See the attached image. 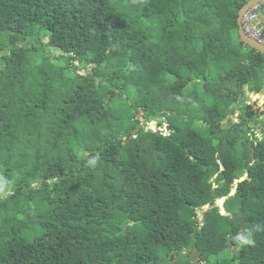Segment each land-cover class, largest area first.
<instances>
[{
	"label": "trees",
	"instance_id": "trees-1",
	"mask_svg": "<svg viewBox=\"0 0 264 264\" xmlns=\"http://www.w3.org/2000/svg\"><path fill=\"white\" fill-rule=\"evenodd\" d=\"M246 1L0 0V264H264Z\"/></svg>",
	"mask_w": 264,
	"mask_h": 264
},
{
	"label": "rangeland",
	"instance_id": "rangeland-1",
	"mask_svg": "<svg viewBox=\"0 0 264 264\" xmlns=\"http://www.w3.org/2000/svg\"><path fill=\"white\" fill-rule=\"evenodd\" d=\"M233 36H235L236 32L235 31H231ZM236 37V36H235ZM237 39V38H236ZM89 67H87V69H82V73H85V71H89ZM243 90L245 92V95L247 96L246 97V100H247V104L251 107V110L252 111V116H253V119H250V118H247V122H246V128H247V131H246V135H248L250 137V139H253L254 136H258L260 137L261 135H264L263 131H261V128H259V124L256 123V121H254V119H256L258 122H262V120H259V119H264V91L262 90L261 93H252L251 91L248 90V86L245 84L244 87H243ZM233 108V106H232ZM232 108H229L227 110H225L226 114L224 115V118H223V121L224 122H229V121H237V115L239 114L240 110L236 107L235 110H232ZM243 110V109H241ZM137 117L139 119H143L142 117V113L141 111H138L136 113ZM161 120L162 123L160 125H158V121ZM166 118L163 117V116H160V117H155L153 119H151L150 121L146 122L145 123V126L146 128H149L153 131H162L163 134H166L168 133V129L165 125H167L166 123ZM241 132V131H240ZM244 139V136L242 137ZM244 175H242V177L236 179V181H239L240 179L243 178ZM234 192V188L232 189V193ZM222 200L223 199H219L218 200V204L219 206L222 207ZM208 206H204L203 209H207ZM196 215L198 216V221L200 222V215H201V211L198 210L196 212ZM200 223H198L199 225ZM191 258L195 259V254L194 252L192 251V254H191ZM222 255H225L226 258H223L222 260H219L218 259V263L217 264H227V261H228V256L226 254H222ZM170 259V258H169ZM174 258L172 257V260ZM215 259V258H214ZM215 262V261H214ZM198 264H203L202 262L201 263H198Z\"/></svg>",
	"mask_w": 264,
	"mask_h": 264
},
{
	"label": "built area",
	"instance_id": "built-area-1",
	"mask_svg": "<svg viewBox=\"0 0 264 264\" xmlns=\"http://www.w3.org/2000/svg\"><path fill=\"white\" fill-rule=\"evenodd\" d=\"M241 25L249 37L264 43V0L251 6L245 12Z\"/></svg>",
	"mask_w": 264,
	"mask_h": 264
},
{
	"label": "water",
	"instance_id": "water-1",
	"mask_svg": "<svg viewBox=\"0 0 264 264\" xmlns=\"http://www.w3.org/2000/svg\"><path fill=\"white\" fill-rule=\"evenodd\" d=\"M262 0H247L245 3H243V5L239 8L238 12H237V17H236V22H237V34H238V38L240 40L241 43H243L244 45L249 46L250 48H253L257 51H259L260 53H262L264 55V44L248 37L243 29H242V25H241V19L243 17V15L245 14V12L253 5L261 2ZM168 127V126H167ZM156 133H159L158 131H156Z\"/></svg>",
	"mask_w": 264,
	"mask_h": 264
},
{
	"label": "clouds",
	"instance_id": "clouds-1",
	"mask_svg": "<svg viewBox=\"0 0 264 264\" xmlns=\"http://www.w3.org/2000/svg\"><path fill=\"white\" fill-rule=\"evenodd\" d=\"M243 29V28H242ZM244 31V30H243ZM245 33V32H244ZM246 34V33H245ZM238 35V34H237ZM247 35V34H246ZM248 36V35H247ZM249 37V36H248ZM251 38V37H250ZM239 39V38H238ZM253 39V38H252ZM255 40V39H254ZM257 41V40H256ZM259 42V41H258ZM260 43H262V44H264L263 42H260ZM243 44V43H242ZM253 49V48H252ZM257 51V50H256ZM162 123V122H161ZM160 123V124H161ZM167 123V122H166ZM160 124H158V125H160ZM166 127L168 126V124L167 125H165ZM167 129H168V133H166V134H169V126L167 127ZM156 132V131H155ZM159 133H162V131H158ZM163 134V133H162ZM163 135H165V134H163ZM232 194V193H231ZM221 199H223V198H221ZM224 200V199H223ZM223 200H222V202H223ZM244 242H246V243H250L251 241L250 240H246V241H244Z\"/></svg>",
	"mask_w": 264,
	"mask_h": 264
}]
</instances>
